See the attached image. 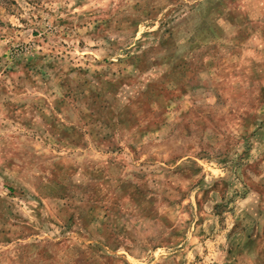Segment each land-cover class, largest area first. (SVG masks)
Here are the masks:
<instances>
[{"label":"rangeland","instance_id":"rangeland-1","mask_svg":"<svg viewBox=\"0 0 264 264\" xmlns=\"http://www.w3.org/2000/svg\"><path fill=\"white\" fill-rule=\"evenodd\" d=\"M0 264H264V0H0Z\"/></svg>","mask_w":264,"mask_h":264}]
</instances>
